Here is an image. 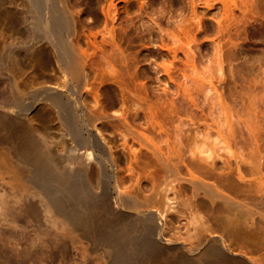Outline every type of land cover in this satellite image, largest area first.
<instances>
[{"label":"bare ground","instance_id":"6f19581e","mask_svg":"<svg viewBox=\"0 0 264 264\" xmlns=\"http://www.w3.org/2000/svg\"><path fill=\"white\" fill-rule=\"evenodd\" d=\"M256 1L242 0V15L226 6L225 16L243 22L245 11L256 10ZM75 27L66 0H0V258L29 264L32 253L43 251L42 235L64 233L107 246L109 264H264V254L259 259L244 248L252 239L264 247V224L257 219H264V173L258 180L251 175L255 165L241 169L219 154L222 168L214 155L187 164L182 174L120 113L118 120L140 145L167 166L161 188L167 207L121 189L118 158L98 123L103 114L83 100L89 89L88 54L72 39ZM189 32L184 26L182 33ZM41 43L52 48L62 70L53 82L33 71L36 65H50L48 47L36 52ZM40 102L41 112L33 113ZM52 119L69 144L49 140ZM120 145L130 162L139 163V147L128 145L125 137ZM92 161L96 169L90 168ZM148 164L142 160V166ZM94 179L104 184L102 193L94 190L97 185L90 187ZM176 180L189 186L183 204L191 220L203 217L200 210L206 213L187 238L176 230L165 235L171 229L167 211L174 208L169 194L176 193ZM51 243L66 246L64 240Z\"/></svg>","mask_w":264,"mask_h":264},{"label":"rangeland","instance_id":"374dc122","mask_svg":"<svg viewBox=\"0 0 264 264\" xmlns=\"http://www.w3.org/2000/svg\"><path fill=\"white\" fill-rule=\"evenodd\" d=\"M66 2L76 26L72 39L88 54L89 89L83 100L95 113L103 114L98 123L118 158L120 187L124 192L136 193L139 200L155 198L157 204L167 207L161 188L169 170L140 145L130 127L118 120L116 115L120 113L127 117L133 129L148 138L147 142L150 140L148 144L160 147L169 166L182 174L187 166L210 160L214 155L221 166L217 156L220 154L229 157L232 166L241 165V169L246 163L255 165L251 175L257 180L261 177L264 173V0L256 1V10L245 11L243 22L242 17L231 21L232 17L225 16L226 6L233 8L236 15H242V0ZM184 26H190L191 36L182 33ZM45 44L37 45L36 52L44 47L49 49ZM51 49L47 50L50 65H36L33 71L53 82L55 76L62 75V70ZM40 110L41 102L33 113ZM52 120L49 140L52 139L53 145L69 144L71 140L62 136L61 127ZM123 137L128 145L139 147V163L130 162L122 152ZM210 153L212 157H207ZM143 159L149 164L142 166ZM90 166L96 169L97 164L92 161ZM97 181L94 179L90 187L97 185L94 190L102 193L104 184ZM175 185L176 193L169 194L174 208L167 211L171 229L165 235L176 230L187 238L188 233L198 230L206 213L200 210L203 217L198 215L197 220L196 216L191 220L183 204L190 194L189 186L177 180ZM186 189L185 195L182 191ZM111 190L115 195L113 187ZM250 207L257 208L255 204ZM257 219L264 224L263 218ZM70 237L64 233L42 235L39 239H44L43 251L32 253L29 264H109L107 246L94 245L89 236ZM62 240L65 247L52 246L51 241ZM244 248L259 259L264 254V247L257 239ZM0 264L14 263L0 258Z\"/></svg>","mask_w":264,"mask_h":264}]
</instances>
